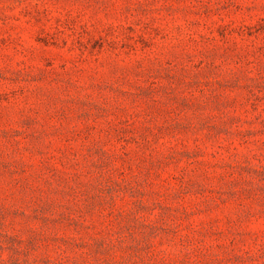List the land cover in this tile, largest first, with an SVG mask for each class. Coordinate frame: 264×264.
<instances>
[{"label": "rangeland", "instance_id": "rangeland-1", "mask_svg": "<svg viewBox=\"0 0 264 264\" xmlns=\"http://www.w3.org/2000/svg\"><path fill=\"white\" fill-rule=\"evenodd\" d=\"M0 264H264V0H0Z\"/></svg>", "mask_w": 264, "mask_h": 264}]
</instances>
